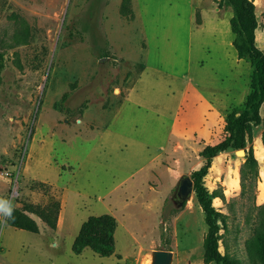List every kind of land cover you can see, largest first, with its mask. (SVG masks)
I'll return each instance as SVG.
<instances>
[{"label": "rangeland", "instance_id": "rangeland-1", "mask_svg": "<svg viewBox=\"0 0 264 264\" xmlns=\"http://www.w3.org/2000/svg\"><path fill=\"white\" fill-rule=\"evenodd\" d=\"M219 1L132 0L130 19L122 0H0V200L40 227L0 220V264H151L154 250L206 264L205 211L194 189L182 204L174 194L245 109L254 73ZM263 131L216 155L202 180L236 264H264ZM105 213L115 253L73 252L82 223Z\"/></svg>", "mask_w": 264, "mask_h": 264}, {"label": "trees", "instance_id": "trees-1", "mask_svg": "<svg viewBox=\"0 0 264 264\" xmlns=\"http://www.w3.org/2000/svg\"><path fill=\"white\" fill-rule=\"evenodd\" d=\"M132 0H122L121 12L130 19L135 17L131 7ZM219 5H229L235 14L231 18V29L235 33L233 46L238 58H248L254 66L251 81L252 91L248 94L245 109L237 115L238 110L229 112L226 124V136L215 144H208L201 150L204 163L193 170L191 177L194 180V190L198 201L205 211L206 222L209 226L204 238L203 260L206 264L215 262L217 264H236L235 259L224 254L220 250L219 225L216 217L219 214L212 205V199L207 193L202 180L212 165L213 158L220 152L228 149L246 148L251 138L255 125L264 124V117L260 114V107L264 102V51L256 44V30L259 26L254 0H220ZM2 54L0 53V60ZM264 141V131H263ZM55 214L58 212L59 204L53 203ZM51 227L55 228V217H51L46 211H35ZM8 225L38 233L39 224L35 219L20 209H12L11 215L7 216ZM116 218L109 213L89 216L81 225L74 239L72 250L76 254L81 253L89 247L100 256H110L115 253V229Z\"/></svg>", "mask_w": 264, "mask_h": 264}, {"label": "water", "instance_id": "water-1", "mask_svg": "<svg viewBox=\"0 0 264 264\" xmlns=\"http://www.w3.org/2000/svg\"><path fill=\"white\" fill-rule=\"evenodd\" d=\"M238 151L244 152V149H239ZM193 189L194 180L192 177L190 175H182L174 196L177 197L176 200H179V203L182 204L183 201H186L192 196ZM172 259L173 252L171 250H154L151 264H171Z\"/></svg>", "mask_w": 264, "mask_h": 264}, {"label": "clouds", "instance_id": "clouds-1", "mask_svg": "<svg viewBox=\"0 0 264 264\" xmlns=\"http://www.w3.org/2000/svg\"><path fill=\"white\" fill-rule=\"evenodd\" d=\"M12 212L11 202L9 200H0V213L10 216Z\"/></svg>", "mask_w": 264, "mask_h": 264}, {"label": "built area", "instance_id": "built-area-1", "mask_svg": "<svg viewBox=\"0 0 264 264\" xmlns=\"http://www.w3.org/2000/svg\"><path fill=\"white\" fill-rule=\"evenodd\" d=\"M6 218H7V216H5L4 214L0 213V220H1L2 223H4Z\"/></svg>", "mask_w": 264, "mask_h": 264}, {"label": "bare ground", "instance_id": "bare-ground-1", "mask_svg": "<svg viewBox=\"0 0 264 264\" xmlns=\"http://www.w3.org/2000/svg\"><path fill=\"white\" fill-rule=\"evenodd\" d=\"M240 152H242V151H240ZM145 264H150V260L148 259V261Z\"/></svg>", "mask_w": 264, "mask_h": 264}, {"label": "crops", "instance_id": "crops-1", "mask_svg": "<svg viewBox=\"0 0 264 264\" xmlns=\"http://www.w3.org/2000/svg\"><path fill=\"white\" fill-rule=\"evenodd\" d=\"M231 43H232V41H231ZM233 44V43H232ZM264 48V47H263Z\"/></svg>", "mask_w": 264, "mask_h": 264}]
</instances>
